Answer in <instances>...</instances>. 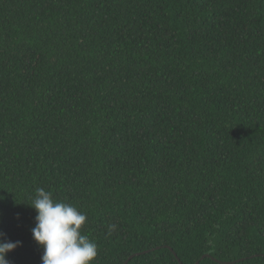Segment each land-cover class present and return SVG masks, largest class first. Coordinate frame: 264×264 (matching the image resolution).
I'll return each mask as SVG.
<instances>
[{"label":"trees","instance_id":"trees-1","mask_svg":"<svg viewBox=\"0 0 264 264\" xmlns=\"http://www.w3.org/2000/svg\"><path fill=\"white\" fill-rule=\"evenodd\" d=\"M37 188L91 264H264V0H0L9 264Z\"/></svg>","mask_w":264,"mask_h":264},{"label":"clouds","instance_id":"clouds-1","mask_svg":"<svg viewBox=\"0 0 264 264\" xmlns=\"http://www.w3.org/2000/svg\"><path fill=\"white\" fill-rule=\"evenodd\" d=\"M36 211L35 227L31 230L37 246L43 249L41 264H91L98 255V246L82 234L86 214L74 205L53 199L51 191L37 188L30 205ZM116 225H109V234ZM20 246L0 233V264H9L6 254Z\"/></svg>","mask_w":264,"mask_h":264},{"label":"water","instance_id":"water-1","mask_svg":"<svg viewBox=\"0 0 264 264\" xmlns=\"http://www.w3.org/2000/svg\"><path fill=\"white\" fill-rule=\"evenodd\" d=\"M146 253H147V252H146ZM174 257H176L175 254H174ZM131 258H132V257H131ZM131 258H130V259H131ZM125 264H126V263H125Z\"/></svg>","mask_w":264,"mask_h":264}]
</instances>
